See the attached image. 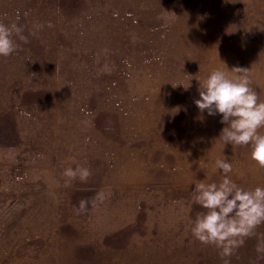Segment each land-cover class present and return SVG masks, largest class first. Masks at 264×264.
Here are the masks:
<instances>
[{
  "label": "rangeland",
  "instance_id": "rangeland-1",
  "mask_svg": "<svg viewBox=\"0 0 264 264\" xmlns=\"http://www.w3.org/2000/svg\"><path fill=\"white\" fill-rule=\"evenodd\" d=\"M0 22L26 38L0 57V264H264V222L228 256L190 230L216 158L264 186L193 102L223 62L264 100V0H0Z\"/></svg>",
  "mask_w": 264,
  "mask_h": 264
},
{
  "label": "clouds",
  "instance_id": "clouds-1",
  "mask_svg": "<svg viewBox=\"0 0 264 264\" xmlns=\"http://www.w3.org/2000/svg\"><path fill=\"white\" fill-rule=\"evenodd\" d=\"M16 38L26 39L22 27L15 22H0V57L14 53ZM223 64L227 70L215 68L198 81V98L193 101L199 113L197 119L203 121L205 116H218L222 127L217 138L225 145L247 147L250 159L258 167H264V100L250 87L248 68L229 69ZM191 81L175 87L188 90ZM174 108L180 111V106ZM232 167L227 158H216L213 171H220V182L205 183L200 179L193 187L192 200L205 211L197 213L190 230L201 243L220 248L223 256L230 255L243 243V237L251 235L256 226L264 222V186L250 190L240 187L228 175ZM62 174L69 180L77 176L86 180L90 171L86 166H69ZM103 198V192L96 193V199L102 201ZM87 206L88 201L81 200L78 210L84 211ZM257 252H264V241L258 242Z\"/></svg>",
  "mask_w": 264,
  "mask_h": 264
}]
</instances>
